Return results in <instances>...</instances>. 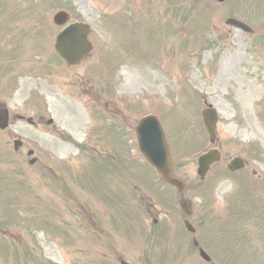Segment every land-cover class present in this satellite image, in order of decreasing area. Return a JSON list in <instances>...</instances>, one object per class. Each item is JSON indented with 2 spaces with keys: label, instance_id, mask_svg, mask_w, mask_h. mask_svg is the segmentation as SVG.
<instances>
[{
  "label": "rangeland",
  "instance_id": "obj_1",
  "mask_svg": "<svg viewBox=\"0 0 264 264\" xmlns=\"http://www.w3.org/2000/svg\"><path fill=\"white\" fill-rule=\"evenodd\" d=\"M153 1L161 3L156 7H166L163 10L167 22L162 33L148 26V20L142 16L141 21L138 17L132 20L134 28L130 32L124 29L120 39L113 22L121 21L122 26H126L127 22L113 11L123 8L124 0H19L18 13L25 19L19 31L22 37L31 39L32 44L26 42L25 49H52L58 31V27L52 24L53 13L58 9H68L73 20L92 23L97 44L101 42L106 47H122L133 56V67L123 66L122 73L116 72L114 61L102 64L101 69L98 66L97 70L102 71L114 85H121L118 95L133 98L137 89L145 88L151 90L150 94L157 95L155 101L146 98L138 106L139 110L147 107V110L157 112L163 118V113L156 110L158 106L162 109L167 105L169 110L176 107L169 120L177 121L178 127L176 130L174 125H170V131L177 142V159L183 163V167L180 163L181 173L189 184L192 183L189 194L196 213L202 216L199 218L202 222L199 230L201 246L212 255V264H264V206L260 200L257 206L248 202L249 191L254 188L264 200V0H226L223 5L217 3L215 8L209 0ZM144 2L146 0H128L126 4H131L133 10H141L143 6L140 4ZM102 11L108 13L106 20L104 15L101 17ZM3 12L0 9V16ZM5 14L12 15L13 11ZM146 15L151 18L149 12ZM237 15L253 26V34L226 27V18ZM106 21L110 23L106 24ZM177 26L181 28L176 29ZM133 44L137 46V51L132 48ZM221 47L226 49L219 50ZM163 50L168 62L160 57ZM111 56L113 53L107 57ZM94 64L90 62L88 66L76 70L75 78L83 76L87 68H96ZM168 65L171 69L169 78L164 74ZM51 67L62 68L59 63H52ZM44 76L53 77L54 81L60 77L64 82L60 72L48 69L44 71ZM118 77L129 82L122 85ZM176 81L180 86L185 84L177 95ZM205 99L219 111V145L224 155L222 162L214 165L202 181L196 173L197 159L203 147L204 150L212 147L209 141L202 140L199 128L203 123L201 110ZM49 102L53 104L49 110L59 122L58 100L52 95L47 100ZM118 102L120 112H123L119 118L124 121L125 102ZM183 102L188 105L187 108ZM68 104L65 109L70 108L74 116L79 114L74 125L73 119L69 124L82 127L86 118L81 106L78 107L72 98ZM183 111L187 112L181 114ZM181 117H186V121ZM181 122L184 125L180 126ZM110 128L109 125V134ZM132 131L133 125L131 129L126 126L121 132L128 148L135 143ZM99 133L94 131L96 135ZM22 134L35 138L43 156H49L50 166L57 168L58 175H63L56 182L63 197L66 191L75 189V198L81 204H87L94 214L87 206L80 207L72 198L71 205L65 209L62 195L55 194L54 179L47 178L44 173L43 162L36 168H30L24 150L18 156L11 149L9 153L0 151V264H120V258L126 259L129 264H201L193 258L192 248L188 244L185 246L187 237L180 236L181 228L178 235L177 231L169 233L167 219L154 226L147 215V203L139 196L129 198L130 205H124L127 199L121 194L125 189L123 185L117 186L116 190L118 203L122 204L119 216H116L117 208L108 202L113 201L100 195L111 193L110 187L97 183L100 177L87 167L91 161L82 155L81 146L76 143L82 141L84 135L72 129L74 142H67L52 133L51 129L47 136L28 128ZM3 139L0 147H8L12 143L7 136ZM43 140L48 144H43ZM108 142H113L111 134ZM183 142L187 147L189 144L200 146L180 150L179 144L183 145ZM133 154L136 155V152ZM235 156L244 157L250 165L238 175L231 174L227 169V164ZM106 167H111L103 164L102 170L108 174ZM256 170L258 175H255ZM133 174L139 180L147 179L142 172ZM119 175L120 169L116 168L112 176L105 175L101 182L108 184L112 181L116 186ZM90 189L103 193L85 191ZM156 197L158 206L177 210L172 197ZM88 209L95 219L97 231L90 223L93 220L89 218ZM68 212L84 223L83 217L88 220L91 227L89 233ZM173 216L176 217L175 214ZM125 217L134 218L136 226L143 223L145 231L151 230L150 237L148 234L138 237V228ZM248 225L252 230L249 233L253 234L251 242L245 232ZM101 252L105 253L104 256H100ZM195 252L199 254L198 250Z\"/></svg>",
  "mask_w": 264,
  "mask_h": 264
},
{
  "label": "water",
  "instance_id": "obj_2",
  "mask_svg": "<svg viewBox=\"0 0 264 264\" xmlns=\"http://www.w3.org/2000/svg\"><path fill=\"white\" fill-rule=\"evenodd\" d=\"M237 24H238V22H237ZM239 26H243L242 22L239 23ZM67 29H68L67 32H65L64 36H63V38L66 39V40L67 39L68 40L71 39V40L75 41V39L78 38L81 35L80 34V32H81L80 25H78V24L74 25V26L72 25L71 27H69ZM207 119H208V122H207L208 129H209V131L211 133L212 140H214V137H215V129H214V127H215V123H216V121L218 119L217 115H216V112L213 111V114L211 112H209V115L207 116ZM149 121H150V119H149ZM218 159H219V155L215 151H211V153H209L206 156L200 158V162H201L200 165H202V169H201L202 174H205L206 173L205 171L207 169H209L211 163L214 160L216 161ZM243 165H244V162H242L241 160L239 162V160H238V161L234 162L233 165L230 166V168L232 170H233V168L234 169L235 168L236 169L237 168H242ZM166 169H168V168H166Z\"/></svg>",
  "mask_w": 264,
  "mask_h": 264
},
{
  "label": "flooded vegetation",
  "instance_id": "obj_3",
  "mask_svg": "<svg viewBox=\"0 0 264 264\" xmlns=\"http://www.w3.org/2000/svg\"><path fill=\"white\" fill-rule=\"evenodd\" d=\"M33 116H35L36 119H37L36 120L35 117H33V120H30L34 124V126H36L37 128L42 127L43 124H44V119H45L46 115L40 116V113H35L34 112ZM15 117H16L17 120H14L12 125H16V123H18V122H24L23 121V117H25L24 120H26V119H28V117H32V116L23 115L21 113H18V115H16ZM11 127L12 126L7 127L8 128L7 131L8 130H12Z\"/></svg>",
  "mask_w": 264,
  "mask_h": 264
}]
</instances>
